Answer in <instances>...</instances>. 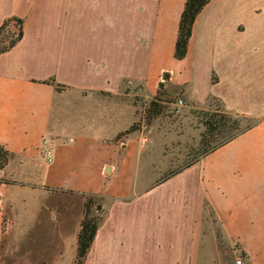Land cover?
<instances>
[{
    "label": "crops",
    "instance_id": "crops-1",
    "mask_svg": "<svg viewBox=\"0 0 264 264\" xmlns=\"http://www.w3.org/2000/svg\"><path fill=\"white\" fill-rule=\"evenodd\" d=\"M184 1L0 0V23L22 20L0 54V264H73L84 196L100 221L83 264H264V0H209L176 61ZM124 82L250 127L158 179V150L116 139L135 122L115 124Z\"/></svg>",
    "mask_w": 264,
    "mask_h": 264
},
{
    "label": "rangeland",
    "instance_id": "rangeland-1",
    "mask_svg": "<svg viewBox=\"0 0 264 264\" xmlns=\"http://www.w3.org/2000/svg\"><path fill=\"white\" fill-rule=\"evenodd\" d=\"M11 31L14 30L11 28ZM161 93L163 92H159L152 98H145L137 85L124 82L117 101L126 108V111L123 107L117 108L115 122L120 127L126 124L129 118L127 111H132L131 113L135 118V122L131 124L133 125L132 130L135 133H140L132 136L133 145L136 148L153 147L158 150L160 154L158 155L159 162L155 163L156 178L158 179L180 169L201 155L203 146L199 145V141L200 135L204 131L202 121L209 118V115L218 116L220 114L217 102L209 101L204 108H194L189 105H179L177 103L180 100L179 93ZM112 99L114 98H110V100ZM150 102L154 106L150 107ZM148 108L159 110V114L149 121L146 120ZM243 124V121L240 122V125ZM130 126L123 132L118 133L116 139L126 137L125 131L129 130ZM221 138L222 135L220 134H213L211 138L205 137L208 146L219 142ZM92 199L99 205L97 200ZM91 213L93 216L98 217V213L95 211L92 210ZM39 245L38 240L33 239L30 248L36 251ZM231 254V252H227L224 255L228 261L231 259L233 263L234 256H231ZM234 255L238 257L237 252ZM2 263L6 264V260H2ZM10 264H22V262L16 261Z\"/></svg>",
    "mask_w": 264,
    "mask_h": 264
},
{
    "label": "trees",
    "instance_id": "trees-1",
    "mask_svg": "<svg viewBox=\"0 0 264 264\" xmlns=\"http://www.w3.org/2000/svg\"><path fill=\"white\" fill-rule=\"evenodd\" d=\"M208 1L209 0L184 1L183 8L179 15L177 23L176 37L173 45L172 57L174 60L179 61L184 57L193 21L197 14L200 12V10L208 3ZM11 28L14 31H11ZM21 36L22 20L17 17H9L7 19H4L0 23V54L7 52L10 48H12L21 39ZM43 83L53 85L52 80L44 81ZM54 87L56 89L59 88L58 85H54ZM160 90L161 89L158 90L157 94H159ZM210 101L217 102L214 99H211ZM149 106L151 107L154 105L152 102H150ZM218 109L220 110V114L218 116L209 115V118L204 119L202 121L204 131L200 135L199 145L201 147L203 146V151L197 159L211 153L215 148L231 140L232 138L236 137L238 134L250 127V124L248 123L240 125V122L242 121L241 118L226 113L219 103ZM146 112L147 121L159 114V110H153L149 108ZM132 127L133 125L129 127V130L125 131V134L133 132ZM213 134H220L222 135V138L219 142L208 146V141H206L205 137L208 136V138H211ZM8 157L9 153L3 147L0 146V170L5 166ZM197 159L185 164L180 169L189 166ZM174 172H176V170L166 176H170V174ZM2 183L6 184L8 182L0 179V184ZM97 206L98 205L94 202L91 196H84L82 217L79 223V230L76 236V248L73 264H83L84 257L92 242L97 225L100 221V211L99 209H97ZM92 210L98 213V217L92 215Z\"/></svg>",
    "mask_w": 264,
    "mask_h": 264
},
{
    "label": "built area",
    "instance_id": "built-area-1",
    "mask_svg": "<svg viewBox=\"0 0 264 264\" xmlns=\"http://www.w3.org/2000/svg\"><path fill=\"white\" fill-rule=\"evenodd\" d=\"M180 102L178 101V104ZM142 144V143H141ZM39 151H40V154L42 155L43 159L46 161V162H50L52 157H51V147L50 145L48 144V142L45 140V139H41L40 140V144H39ZM233 264H242L241 262V258L238 257L234 262Z\"/></svg>",
    "mask_w": 264,
    "mask_h": 264
},
{
    "label": "water",
    "instance_id": "water-1",
    "mask_svg": "<svg viewBox=\"0 0 264 264\" xmlns=\"http://www.w3.org/2000/svg\"><path fill=\"white\" fill-rule=\"evenodd\" d=\"M167 75L166 74H163V78H166ZM161 86V84H159V87ZM97 209H99V206H97Z\"/></svg>",
    "mask_w": 264,
    "mask_h": 264
}]
</instances>
